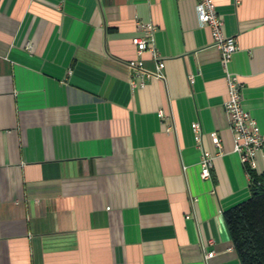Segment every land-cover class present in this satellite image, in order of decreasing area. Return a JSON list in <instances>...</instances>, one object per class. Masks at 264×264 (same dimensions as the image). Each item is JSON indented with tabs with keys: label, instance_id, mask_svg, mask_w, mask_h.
<instances>
[{
	"label": "crops",
	"instance_id": "obj_1",
	"mask_svg": "<svg viewBox=\"0 0 264 264\" xmlns=\"http://www.w3.org/2000/svg\"><path fill=\"white\" fill-rule=\"evenodd\" d=\"M197 2L0 0V264H241L223 213L264 143L241 163L223 105L235 75L264 140V0H213L226 64Z\"/></svg>",
	"mask_w": 264,
	"mask_h": 264
},
{
	"label": "built area",
	"instance_id": "obj_2",
	"mask_svg": "<svg viewBox=\"0 0 264 264\" xmlns=\"http://www.w3.org/2000/svg\"><path fill=\"white\" fill-rule=\"evenodd\" d=\"M197 16L199 22L203 26L210 27L215 44L221 50L222 62L227 63L231 58L237 44L235 37H229L223 32L224 20L218 13L213 0H198ZM151 22L140 23V28L145 32V37H134L133 41L140 48L148 47L154 56L157 57V52L154 46V30L155 27ZM140 63L135 61L131 62V65L138 66ZM165 66L164 61H159L158 70H162ZM228 85V97L224 101V108L228 115L230 128L233 133L234 151L239 154V159L244 165H248L251 169L255 168V154L262 148L264 140L260 129V126L253 115L247 110L243 104V90L242 85L235 75H229L227 77ZM160 115H163L162 111H159ZM194 130H198L200 125L197 122L192 124ZM196 139L201 140V135L196 134ZM212 141L217 148H221V141L215 133H211ZM213 154L204 150L201 161V177L204 179L211 177V169L213 167ZM250 173V172H249ZM260 182L249 174V185H259ZM214 255V251H208L205 254V258H210Z\"/></svg>",
	"mask_w": 264,
	"mask_h": 264
},
{
	"label": "trees",
	"instance_id": "obj_3",
	"mask_svg": "<svg viewBox=\"0 0 264 264\" xmlns=\"http://www.w3.org/2000/svg\"><path fill=\"white\" fill-rule=\"evenodd\" d=\"M251 191L249 199L223 215L241 264H264V186H251Z\"/></svg>",
	"mask_w": 264,
	"mask_h": 264
}]
</instances>
